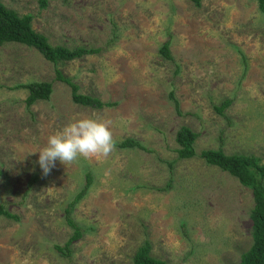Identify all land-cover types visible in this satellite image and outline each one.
I'll return each instance as SVG.
<instances>
[{
    "label": "rangeland",
    "instance_id": "obj_1",
    "mask_svg": "<svg viewBox=\"0 0 264 264\" xmlns=\"http://www.w3.org/2000/svg\"><path fill=\"white\" fill-rule=\"evenodd\" d=\"M0 0L50 45L97 49L54 67L35 50L0 47V264H133L145 242L167 264H238L252 244L251 191L205 164L203 151L253 156L264 165V14L256 0ZM170 42L173 61L159 48ZM242 51L245 60L238 55ZM113 108L76 105L69 87ZM51 83L26 108L17 85ZM179 104L177 115L169 93ZM225 100L223 115L214 111ZM107 123V155L79 157L44 174L38 151L76 120ZM196 133V156L180 160L175 135ZM125 140L139 148L122 149ZM70 219L66 209L86 184ZM264 183V182H263Z\"/></svg>",
    "mask_w": 264,
    "mask_h": 264
},
{
    "label": "trees",
    "instance_id": "obj_2",
    "mask_svg": "<svg viewBox=\"0 0 264 264\" xmlns=\"http://www.w3.org/2000/svg\"><path fill=\"white\" fill-rule=\"evenodd\" d=\"M192 3L198 7L203 0H191ZM260 13L264 14V0H256ZM46 7V0L40 1V8ZM33 17L31 15H19L14 10L8 9L0 2V47L8 44H17L29 49L35 50L47 62L56 67L60 63L71 62L80 59L84 56L96 55L99 53L97 49L76 48L73 50L56 47L50 45L48 39L34 31L32 28ZM170 42H165L159 48V54L166 61H173L170 54ZM238 55L245 60L242 51L237 50ZM55 81L62 83L69 87L71 93V100L74 104L95 109L102 110L103 108H113L117 103L103 104L96 98L85 96L79 93V87L73 83L70 78L64 77L59 70H55ZM15 90H25L27 97L25 99L26 108H30L37 102L49 101L53 86L51 83L31 82L15 86ZM174 110L177 115H180L179 104L174 93H169ZM230 100H225L219 107L214 106V111L218 115H223L225 109L230 106ZM198 136L187 127H181L175 135V142L178 149L175 151L178 159L187 160L194 158L196 152L194 144ZM122 149L139 148L145 150L137 142L132 140H125L120 144ZM205 164L227 173L230 177L236 179L240 186L251 191L253 196V204L250 211V220L252 222V244L249 249L240 256L238 264H264V165L260 160L253 156L231 155L226 156L222 151L208 150L203 151L199 155ZM91 184L90 175H86V184L84 188L77 194L75 199L68 205L66 209V223L74 230L73 235L68 239L66 244L61 248L55 246V249L62 255L69 254V247L72 243L81 238V232L78 226L70 219V213L76 203H78L83 196L86 195ZM0 217L17 220L16 217L9 214L0 206ZM150 246L148 242L140 247L134 257L133 264H167L163 261L150 257Z\"/></svg>",
    "mask_w": 264,
    "mask_h": 264
},
{
    "label": "clouds",
    "instance_id": "obj_3",
    "mask_svg": "<svg viewBox=\"0 0 264 264\" xmlns=\"http://www.w3.org/2000/svg\"><path fill=\"white\" fill-rule=\"evenodd\" d=\"M115 145L110 127L95 118L76 120L50 135L38 151V164L46 175L57 162L69 164L79 157L107 155Z\"/></svg>",
    "mask_w": 264,
    "mask_h": 264
}]
</instances>
